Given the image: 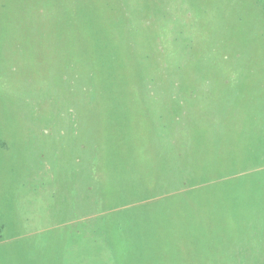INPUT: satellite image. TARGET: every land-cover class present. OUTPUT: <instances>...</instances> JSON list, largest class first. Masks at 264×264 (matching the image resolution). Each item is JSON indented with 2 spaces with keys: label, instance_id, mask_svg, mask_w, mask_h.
<instances>
[{
  "label": "rangeland",
  "instance_id": "obj_1",
  "mask_svg": "<svg viewBox=\"0 0 264 264\" xmlns=\"http://www.w3.org/2000/svg\"><path fill=\"white\" fill-rule=\"evenodd\" d=\"M0 264H264V0H0Z\"/></svg>",
  "mask_w": 264,
  "mask_h": 264
},
{
  "label": "trees",
  "instance_id": "obj_2",
  "mask_svg": "<svg viewBox=\"0 0 264 264\" xmlns=\"http://www.w3.org/2000/svg\"><path fill=\"white\" fill-rule=\"evenodd\" d=\"M244 185H245V183H244ZM202 199H205V201L207 200L209 203H211L213 201V200L207 199V197L206 198H202ZM217 212H218V208L215 206V207H211L210 208V213L209 214H210V216H213ZM206 214H207V212L205 211L204 214L201 215V216L202 217L203 216L206 217ZM212 224H215V222H213ZM212 224H211V226H212ZM218 230H217V227L211 228L210 229V234L206 235V238H205V241H204L205 251H218V248H219V251H222V239H223V236H222L221 232H218ZM243 234L244 233L242 232V234L240 233L239 236L242 237V238L245 237L246 235H243ZM237 238H238V236H237ZM234 239L235 238L231 239L230 242L234 243V241H236V239L235 240Z\"/></svg>",
  "mask_w": 264,
  "mask_h": 264
}]
</instances>
